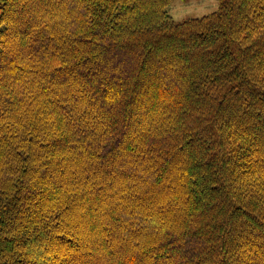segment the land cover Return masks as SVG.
Here are the masks:
<instances>
[{"label":"trees","instance_id":"1","mask_svg":"<svg viewBox=\"0 0 264 264\" xmlns=\"http://www.w3.org/2000/svg\"><path fill=\"white\" fill-rule=\"evenodd\" d=\"M170 1L0 0V264H264V0Z\"/></svg>","mask_w":264,"mask_h":264},{"label":"rangeland","instance_id":"2","mask_svg":"<svg viewBox=\"0 0 264 264\" xmlns=\"http://www.w3.org/2000/svg\"><path fill=\"white\" fill-rule=\"evenodd\" d=\"M221 0H171L168 13L177 22L191 17H200L218 10ZM23 205L20 206L22 209ZM8 248V246H4ZM10 248V247H9Z\"/></svg>","mask_w":264,"mask_h":264}]
</instances>
